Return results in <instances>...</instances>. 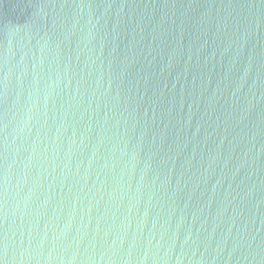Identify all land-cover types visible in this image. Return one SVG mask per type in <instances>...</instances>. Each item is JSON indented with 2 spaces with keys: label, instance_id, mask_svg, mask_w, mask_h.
I'll return each mask as SVG.
<instances>
[{
  "label": "water",
  "instance_id": "95a60500",
  "mask_svg": "<svg viewBox=\"0 0 264 264\" xmlns=\"http://www.w3.org/2000/svg\"><path fill=\"white\" fill-rule=\"evenodd\" d=\"M0 264H264V0H0Z\"/></svg>",
  "mask_w": 264,
  "mask_h": 264
}]
</instances>
